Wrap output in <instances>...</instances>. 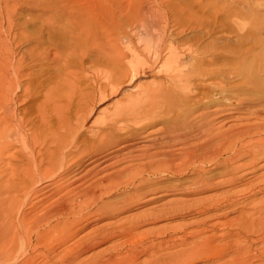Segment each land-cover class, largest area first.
Returning <instances> with one entry per match:
<instances>
[{
	"label": "rangeland",
	"instance_id": "rangeland-1",
	"mask_svg": "<svg viewBox=\"0 0 264 264\" xmlns=\"http://www.w3.org/2000/svg\"><path fill=\"white\" fill-rule=\"evenodd\" d=\"M63 1L64 0L57 1L58 4H61V6L63 5L64 11L61 13L64 16L73 15L72 13L74 12L70 11V9L74 11L72 8L73 6H67L65 5V1ZM52 2H54V0H0V39H6L8 21L13 19L11 20L13 22L12 32L14 33L16 31L15 33L19 37L22 35L25 37V40L20 43L21 45L18 44L19 47L15 46V51L17 50L16 53L21 49L25 51L26 48L30 47V44L32 47L34 44L33 39L40 37L42 40V35H45L44 32L47 30L42 28V25H40L41 22L38 20H42L40 16H44L45 18L46 15L52 14L51 10H43L44 4L49 5ZM128 3L129 6H127L122 13L113 9L110 12V16L107 17L108 19L101 18L102 20L99 19L100 21L96 25V32L99 33L101 38L104 40L111 39L110 44L114 47V54L121 58V66L113 67L109 65L108 68L102 67V69L99 68L95 74L81 73L78 71L77 76L82 75L83 77H78L77 86H80L78 87L80 90L79 93L85 96L83 98V96L78 95L80 98L84 99L83 105L80 106L90 107L92 108V112L89 114L87 119L88 122L79 128L77 137L78 142L76 141L77 145L80 149L81 147L83 148V146L85 147L86 143L84 144V142H86V139L89 141L90 139H94L91 138L89 133L91 128L97 127L106 116L114 112H123L129 105V102L132 103L135 98L139 97L141 108H139L140 111L137 109L139 112L137 113L136 111L137 115H148V117H146V124L144 123L145 125H143V127L134 126L132 124L130 125L131 127L129 126L130 131L139 134V138L137 137L135 140L140 142L138 143L140 145L133 147V149L117 152L114 159L110 161L112 162L110 167L103 166L105 165L104 163H110L109 161L95 165L96 167L91 171L92 174L90 173L86 179L84 178L83 181L81 180L84 186L89 182V184H92V177L93 180H95L94 178H99V176H109L111 173L121 170L122 167L124 168L131 164L137 165L146 162L147 159L135 160L133 156L141 152L143 148L147 149L149 147V150L154 151L155 147L157 150V142L165 141L171 135L167 127L178 131L185 126L183 122L189 119L193 120V118L199 115L203 116L207 113L206 117L212 119L208 136L217 133V131L220 132L233 129L242 124H257L258 122H264V112H254V114L251 115L248 114L250 113L249 110H255L253 105H251L252 102L256 100L264 101V0H128ZM130 7L133 8L132 10H137L138 13H147V21L145 20L144 26L139 27V19L131 14L132 10ZM149 10L153 11L154 14L151 15L148 12ZM8 17H10V19ZM155 18L157 19V24L154 22ZM38 22L40 23V29H38L39 27L37 26ZM14 23H17L16 26ZM34 24H36L38 28H36ZM33 31L39 32V34H35L36 38H34L35 36L33 35L31 38V34H34ZM40 31L42 33H40ZM27 41L31 43L27 45ZM131 53L138 54L143 60H141V64L137 69V74L130 80L126 63L131 57ZM169 55L171 61H173L169 69L158 71V66H160L161 61L165 60L164 58ZM35 71L37 70L35 69ZM43 74L44 76L47 75L45 69L42 71V75ZM83 74L86 77H84ZM165 92L167 94H165ZM80 101H82V99ZM239 103H242L241 106L251 105L252 107H250L251 109L249 108L248 112L245 114L241 110H236L235 113H226L225 110L227 108L230 106H239ZM75 106L76 100L72 109H74ZM132 113L128 111V116H125L127 118L132 117ZM158 113L162 117H159V115H157ZM32 118L36 124H39L38 116L33 115ZM51 120L54 119L51 118ZM179 126L181 127L178 129ZM109 131L110 130L100 133V137H95V142L97 140L99 141V138H101L102 142L109 143L126 135L123 132H115V130L113 132L111 131V134H109ZM104 133L106 136L103 135ZM115 133L118 134L116 135ZM251 135H253V133L249 134V136ZM255 136L253 137L255 138ZM192 140L190 139L191 143H199L203 138L195 137ZM7 141L11 142V138ZM121 144L123 143L115 144L107 150L114 147L117 148ZM176 144L170 149L173 148L178 150L179 143ZM10 149H12V147ZM136 149L141 151H137ZM158 150L161 151L163 149L160 148ZM225 155L227 154H223L221 158L223 159ZM81 158L82 157L79 155V159ZM82 159L83 165L81 167H71L70 176L76 174V172V175L83 174L87 169L86 167H90L85 166L90 158L85 156ZM247 160L249 161L246 162ZM251 160L252 158L244 157L238 163L245 167ZM263 163L264 158L256 162L253 167H250V170H252L250 174L245 176L240 175V179L237 178L240 171L233 175H229V172H225L226 175L224 173L220 176L221 174L219 175L217 172L225 170L226 168L224 167L226 166L219 160L208 162L206 163L207 165H197L195 168L189 166L185 168L186 171L183 169L180 171L181 173L177 174H172V172H161L157 173V175H146L144 177L146 178V182L141 185L142 188L140 187V189L138 188L139 190L137 189L135 191L133 188H124L122 186L124 184L123 180L126 181L131 177H129V174H124L118 180L121 185H117L118 183L114 184L116 188L113 185L115 190L113 187L112 189H108L109 192L104 194L99 200L96 202V199L93 201L91 200L84 206L83 211L78 215H73L74 219L71 216L72 219L69 217L66 219L67 221L61 218L47 220V214L51 212V209L55 206H52L51 203H55L57 200L56 197H58L57 195L49 198L47 197L48 199L46 200H43L45 199L44 197L43 199L40 198L43 196L42 194L39 196H32L30 194L14 195L11 194V183L7 182L8 184H5L0 178V216L7 219H5V221L0 217V236L4 235L7 230L13 231H7V233L11 232L13 236V245L11 247L13 249V263L12 260L8 261H10L11 264H30V262L32 264H98L110 256V253L107 251L108 249L110 250L112 247L117 246L116 248L118 249L116 252L120 254L124 253V250L134 247V249H136V256L138 257L137 262L139 264L147 260V258H150L148 254L151 252H154L155 257H157V264L160 262L163 264L167 260L165 264L168 262H170L169 264H217V259L213 257V252L209 253V251L213 250L215 246H220L229 240H234V236H229V239L228 237L224 238V240L226 239L225 241L223 239L220 241L219 239L213 240L210 244L206 242L207 240L204 241V237H206V235L208 236L209 232L196 234L193 233V231L199 230L201 227L198 224L207 217L209 218L211 214L213 216H219V218H212V220L208 222L209 224H212L214 220H222L225 215V217L237 215L236 211L242 206L240 204H244V206L248 207L251 205V201L256 204V202L258 203L263 200L264 190L252 194V188L257 189L258 186L263 185L261 182L264 183V177H259V175L264 172ZM200 166L201 171L199 169ZM73 170L75 173H73ZM1 172L0 166V174ZM227 176L228 178L231 176L230 178L234 179L233 185L216 186V183L220 182L219 179L224 180ZM126 177H128V179ZM69 180L66 182L65 179L60 181L52 180L53 182L45 181L42 182V184L41 182L36 183L37 185L35 184L34 187L37 188L38 186V189L39 187L41 189L44 186L43 183H45V185L50 183V185L47 186L49 191L50 188H54L50 187L53 186L54 183L57 182L58 184L59 182V184L61 183L60 185H68L66 183H68ZM196 181L199 182L197 183ZM89 184L87 186H89ZM71 186H73V184H69L68 189H70ZM247 186L252 187L250 189ZM47 189H41V192L46 190V192H43L45 195H48ZM244 189L247 190L245 191ZM241 190L243 192H241ZM138 191L141 192V194L143 193V197L140 199L135 198L131 194L132 192L138 196L141 195ZM7 193L11 195H7ZM227 193L232 194L235 198H239L237 205L228 208L223 207L218 211L207 213H202L199 210L202 206H206L207 203L209 204L214 199L219 198V195L221 196ZM242 193H244V195H242ZM129 194H131L130 197ZM10 196H14V198ZM126 196H128V198H126ZM68 197L69 196H66V198ZM66 198L64 197V199ZM142 199L147 200L148 203L142 202ZM13 201L16 205L13 204ZM40 201L42 203H40ZM121 201H124V203ZM98 202H100V204ZM11 203L14 207L19 205L16 211H13V205L11 206ZM33 203L35 205H33ZM114 203L117 204L114 205ZM102 204L103 206H101ZM109 205L111 207H109ZM101 207L106 208L102 209ZM7 209L8 211L10 210V213H6ZM88 213H90V215ZM5 214L8 216L6 215V217ZM222 215L223 217H221ZM75 216H78V218ZM135 219L140 221L147 219L148 221L145 223L140 222L142 225H140L138 230L143 231L144 234L141 233L137 235L136 238H132V241L130 237L126 240L125 238L118 237L117 239L109 238L101 242L94 239L90 244H83L80 248L71 247L75 239L77 240L81 236H87L88 233L90 236L95 233L92 231H96L100 228H103L104 231L110 230V228L117 229V226H121L119 224ZM42 220H44L45 223H43L44 221L41 222ZM77 222L78 224H76ZM5 223H10L11 227L13 226L12 229H8ZM51 224H53L56 229H51V233L49 232L47 234L48 236L44 235L46 238L43 236L41 241L36 242L35 237L42 231L46 232L52 227ZM218 229L216 231L220 233L223 232V230H230L231 235L235 232L233 229L224 227H218ZM73 231L75 232V236L65 241V235L69 233L72 234ZM190 232L192 234H189ZM189 235L192 237H189ZM123 239L125 241H123ZM194 242L197 243L195 244ZM193 243L194 245H192ZM212 243H214L213 247ZM215 243L217 245H215ZM133 244H136V246ZM152 244L154 247L145 251L142 250L144 246ZM259 244L260 243L253 244L249 255L246 257L249 260V264L264 262V259L260 261L257 260L261 257L259 253ZM85 245H91V247L88 246L89 248H86ZM141 245L143 247H141ZM195 245L197 246L195 247ZM7 246H9V244ZM69 246L71 247V252L70 249H67ZM77 249L79 252H77ZM82 249L85 252L83 251L81 253ZM139 249H141V251ZM64 250L66 252H64ZM73 251H75V254ZM176 251L179 253L177 252L178 254H174L173 256L172 253ZM184 251L187 253H184ZM105 252L106 254H104ZM170 254V258H175L170 259ZM179 254H184L182 255L183 259L178 258L180 260L176 263L174 260L176 259V255H178L177 257L181 256ZM187 254H193L194 256L187 258ZM236 254L238 253L227 252L225 254L226 256L224 255L220 261H226L227 257V261H231L233 257V259H235L236 256H238ZM97 255H99V257H96ZM163 257H165V259ZM167 257L169 259H167ZM114 258L112 262L108 261V264H131L130 261H132V258L129 257H124V259L121 257ZM0 259H2L0 260V264L9 263L7 260H3L1 255ZM248 260L246 264H248Z\"/></svg>",
	"mask_w": 264,
	"mask_h": 264
},
{
	"label": "bare ground",
	"instance_id": "bare-ground-1",
	"mask_svg": "<svg viewBox=\"0 0 264 264\" xmlns=\"http://www.w3.org/2000/svg\"><path fill=\"white\" fill-rule=\"evenodd\" d=\"M57 1L58 0H54V2H52L49 5L44 4L43 10L45 11L51 10L52 14L46 15L45 13L46 15L45 18L44 16L43 17L40 16L42 20L41 21L38 20V21L41 22V24L39 22L37 23V26L39 28L36 26V24H34V26H36V28L38 29H40V26H39L40 24L42 25V28L47 30L46 32H44L45 35H42L44 40L42 37H41L42 40L40 39V37L36 38L35 34L36 33L39 34V32L33 31L34 34H31V38L33 35L35 36L34 38L36 39H33L34 41L32 40L34 42L32 47L30 44L31 42L27 41V45L30 44V47L26 48L25 51H22V49L21 50L18 49L19 54L16 53L17 50L15 51V46H18V44L23 42L25 40V37H23V35L19 37L15 33L16 31L14 33L12 32L13 22L11 20L13 19L8 21V24L6 27L7 28L6 29L7 30L6 39L5 40L0 39V163H1L0 166H1V171H2L0 174V178L3 182H5V184H8L7 182L11 183L12 185L11 194H14V195H17V194L29 195L30 194L32 196L33 195L39 196L42 194L43 196L40 198L43 199L44 197L45 199L43 200H46L49 197L57 195L58 197H56L57 200L55 201V203L54 204L51 203L52 206L53 205L55 206H53V209H51V212L47 214V220H55L58 218L66 220L71 216L73 217V215H78L81 211H83L84 206H86L91 200L93 201L96 199L95 202L99 200V198H101L104 194L109 192L108 189L110 188L112 189L114 184L118 183L117 185L119 184L121 185V183L118 182V180L124 174H129V177L130 176L131 177L130 179L126 177L128 180L126 181L123 180L124 184L122 186L124 188H129V187L133 188V190L135 191L138 188L140 189V187L142 188L141 185L144 182H146V178H144L146 175H151V174L157 175V173H161V172H165V173L172 172V174L173 173L177 174V173H181L180 172L181 170L183 169L185 170V168L189 166L195 168L197 167V165H204L208 162L216 161V160L221 161V163L226 166L224 167L226 168L225 170L221 172H217L219 173V175L221 174L220 176H222L225 172H229V175H233L240 171L237 176V178L240 179L241 178L239 177L240 175L245 176L247 174H250L252 172V170H250L251 169L250 167H253L256 162L264 158V122L262 123L258 122L257 124H251V123L242 124L233 129H229L226 131H220V132L217 131V133L211 134L210 136H208V134L210 133L208 131H210L211 129L212 119H209V117H206L207 115L206 113V115H203V116L199 115L198 117L193 118V120L192 119L191 120L189 119L187 121L184 120L185 122L183 123H185V126L183 125L184 127L181 129H179L181 127L179 126L178 131L176 129H169L167 127V129L169 130L168 132L171 133V135L168 133L170 135L168 139L162 142H157V150L154 147V151H152V150H149V147H148L147 149L143 148V150L141 151L139 150L140 148L138 147L139 148L138 150L141 152L135 154L133 156L134 159L135 160L147 159L146 162L139 163L137 165L131 164L124 168L122 167L121 170L115 173H111L109 176H99V178L96 176L97 178H94L95 180H93V177L91 176L92 184H89L90 183L89 182L88 183L89 186H87L88 184L84 186L83 183H81V180L83 181L84 178L86 179V177L96 167L95 165L103 163V162H108V161L110 162L112 161V159H114L117 152L126 150V149L128 150L133 149V147L140 145L138 144L140 142L135 140L137 139L139 134L134 133V131H130L129 126L132 124L134 126L143 127V125L146 124L145 120H146V117H148V115L147 116L137 115V113H139L138 110L140 108V101H139V97L135 98L132 103L129 102V105L125 108L123 112H114L106 116L107 118L105 117V119L102 120L97 127L91 128L89 133H90L91 138H94V139H90V141L86 139V142H84V144L86 143L85 147L83 146V148L81 147V149L78 147L77 137L79 134V128L88 122L87 119L89 117V114L92 112V108L86 107V106L84 107L80 106V105H83V100H84L83 98L85 96L79 93L80 90L78 89V87L80 86H77L78 79H79L78 77L82 76V75L77 76L78 71L81 73L84 72V73L95 74V72L99 68L102 69V67L108 68L109 65H112L113 67L121 66V63H122L121 58H119V56L114 54V47L110 44L111 39L104 40L103 38H101V36H99V33L96 32L97 30L96 25L99 23L100 20H102L101 18L109 17L110 12L113 9L117 10L119 13H122L125 10V8L129 6L128 5L129 3H128V0H64L66 3L65 5L71 6V7L73 6L72 8L74 9V11L70 9V11L74 12V13L71 12L73 15L64 16L61 13L62 11H64L63 5L61 6V4H58ZM132 9L133 8H131V10ZM148 12L151 15L154 14V12L151 10H149ZM131 14H133L134 17L136 16L139 19V22H138L139 27L144 26L145 20L147 21L146 12L138 13L137 10H132ZM8 18L10 19V17ZM154 22L155 24H157L156 18ZM40 33L42 32L40 31ZM20 51H21V54H20ZM164 59L165 60L161 61L160 66H158V71L169 69V67L171 66L173 62L171 61L170 55ZM141 60H143V58H140L138 54L131 53V57L126 63L127 69L129 71L130 80L137 74V69L141 64ZM35 69L37 71H35ZM44 69L46 70V73H47L46 76H44V74L42 75V71H44ZM84 77L86 76L84 75ZM165 94L167 93L165 92ZM78 95L83 96V98H80ZM79 99L80 100L82 99V101H80ZM75 100H76V106L74 109H72ZM252 103L251 105H253L255 110L254 111L249 110L250 112L248 113L249 115L254 114V112H258V113L264 112V101L256 100ZM241 104L239 106H234V107L230 106L229 108L225 110L226 113H235L236 110H241L245 114L246 112H248V109L252 107L251 105L241 106ZM33 108H34V111H33ZM128 111H131V113L133 112L132 113L133 118L126 117L128 116L127 114ZM33 115H36L39 117V124L38 123L36 124L33 121V118H32ZM157 115H159V113ZM159 117H162V116L159 115ZM51 118H53L54 120H51ZM107 130H110L109 134H111V131L113 132L115 130V132L116 131L123 132L126 135H124L121 138L115 139L114 141L109 142V143L102 142L101 138H99V141L97 140L95 142L96 140L95 137H100L99 136L100 133L106 132ZM251 133H253V135L249 136V134ZM103 135L106 136L105 133ZM253 136H255V138ZM195 137H202L203 140L200 141L199 143H191L190 139L192 140ZM9 138H11V142L7 141ZM118 143H123V144L119 145L117 148L114 147L112 149L107 150L109 147H112L115 144L117 145ZM176 143L177 144L179 143V147L177 148L178 150L173 149V148L170 149ZM11 147L12 149H10ZM160 148H162L163 150L161 151L158 150ZM223 154H227V155H225V157H223L222 159L221 157ZM79 155L82 158L85 156L90 158L88 160V163L85 165V166H90V167L89 168L86 167L87 169L85 170V173L82 174L80 172L81 174L79 175H76L77 172L76 174H73L75 173L74 171L75 169H74L73 170L74 172L72 173L73 175L70 176L71 167L74 168V166H77L79 168L83 165L82 164L83 159L82 158L79 159ZM244 157L252 158L251 162L249 164L247 163L248 165L245 167L244 165L238 163ZM248 161L249 160H247L246 162ZM104 164L105 165L103 166L110 167L112 165V162L108 164L106 163ZM262 165L264 166V163ZM262 165H259V166H262ZM199 169L201 171V166ZM230 177L228 178L227 176V178L224 180L219 179L220 182L216 183V186L233 185L234 179H231ZM259 177H264V172L261 173ZM63 179H65V182L70 179L69 182L66 183L68 185H60L61 183L59 184L58 182L57 184L56 182L53 184V186H50L54 188L52 189L50 188L49 191H48L49 188L47 189V186L50 185V183L46 185L45 183H43L44 186L41 189L46 188L49 193L48 195H45L44 193L46 192V190L45 191L43 190L44 192L43 191L41 192L40 187L39 189H38V186L37 188L34 187L36 183L41 182L42 184V182H45V181H49V182L52 180L60 181ZM204 183H207V182H204ZM69 184H73V186H71L70 189H68ZM261 184L263 185L258 186L257 189L252 188L253 190L252 194L261 192L264 190V183L261 182ZM247 187L251 189L252 186L250 187L247 186ZM241 192L243 191L241 190ZM8 194L9 193H7V195ZM131 194L137 199H140L143 197V193L141 194V192H139V194H141L139 196L132 192ZM131 194H129V197ZM232 194L227 193L221 196L219 195V198L215 197L216 199L211 201V203L209 204L207 203L206 206H202V207L200 206L201 209L199 210L202 213H207L211 211H218L223 207L228 208L230 206L232 207L234 205H237L238 204L237 202H239L238 200L239 198H235V196L233 197ZM242 195H244V193H242ZM66 196H69V197L66 198ZM12 197L14 198V196ZM15 197H18V196H15ZM64 197L66 199H64ZM126 198H128V196H126ZM121 202L124 203V201H121ZM142 202L148 203L147 200H143ZM40 203L42 202L40 201ZM98 203L100 204V202ZM258 203L256 202V204H254L251 201V205L248 207L244 206V204H240L242 205L240 206L241 208L238 211L235 210L237 212V215H234L233 217L231 216L225 217L226 216L225 215L223 217L224 215L223 214L221 216L223 217L222 220H214L212 224H209L208 222L211 221L212 218L214 219L219 218V216L217 217L211 214L209 218L207 217L206 219L202 220L201 223L198 224L201 227L199 230L194 229L195 231H193V233H196V234H200L202 232H209V235L208 236L206 235V237H204V241L207 240L206 242H209L210 244L213 240L219 239L220 241L222 239L224 240V238L226 237H228L229 239V236H234V240L232 241L229 240L225 242L224 244L218 243L222 245L215 246L213 250L209 251V253L213 252L212 254L214 255L213 257L217 259V264H246V261L248 260V258L246 257L249 255L251 251V247L255 243H260L259 244L260 248L258 247L260 251L259 250L258 251L261 254V257L257 260L260 261L264 259V199L259 201ZM13 204H15L14 201H13ZM13 204L11 203V206ZM116 204L114 203V205ZM33 205L35 204L33 203ZM101 206H103V204ZM17 207H14L13 205V211L14 210L16 211ZM109 207L111 206L109 205ZM105 208H102V209H105ZM8 209L6 210V213H10L9 212L10 210L8 211ZM88 214L90 215V213ZM6 215L7 214H5V216ZM75 217L78 218V216H75ZM2 218L3 217H1V219ZM3 219L5 220L6 218L4 217ZM43 221L44 220H42L41 222ZM146 221L148 220L143 219V221H140V220L135 219V220H129L127 222L125 221L126 223L119 224L121 226L120 227L117 226V229L110 228V230H107V231H104L103 228L102 229L100 228L96 231H92V232H95L92 235L89 236V233H88V235L86 234L87 236H84V237L81 236L79 237V239L77 240L75 239V242H73L74 243L73 245L71 243L70 244H71V247L73 248L75 247L80 248L81 246H83V244H90L91 241L94 239L101 242L109 238L117 239V237L125 238V240L130 237L132 241V238H136L137 235H140L141 233L144 234L143 231H139L138 229L140 225H142L140 224V222L145 223ZM43 223H45V221ZM53 224L55 225L54 222ZM53 224H51L52 227H50L46 232L45 231L40 232L35 237V241L36 242L41 241L44 235L48 236L47 234L51 231V229H56L55 227L56 225L53 226ZM76 224H78V222ZM7 227L8 229L10 228L12 229L13 226L11 227L9 223L7 224ZM218 227L233 229L235 232H233L232 235L230 234L231 233L230 230L228 231L223 230V232L220 233L216 231ZM7 231L9 232L11 230H7ZM7 231L5 233L3 232L4 235L0 236V255L2 256L3 260L11 261L13 257V249L11 248L13 245V236L11 235V232L13 231H11L10 233H7ZM59 233L57 234L60 235ZM74 234L75 232L73 231L72 234L69 233L68 235H65V241L72 239L73 236H75ZM189 234H192V233L190 232ZM190 236L191 235H189V237ZM125 240L123 239V241ZM197 242H194V243L196 244ZM194 243L192 245H194ZM8 244L9 246H7ZM212 244H213L212 245L213 247L214 243ZM133 245L136 246V244H133ZM215 245L217 244L215 243ZM88 246L85 245L86 248L91 247V245L89 247ZM196 246L197 245H195V247ZM71 247L69 246L67 247V249L69 250ZM116 247L117 246H114L112 247V249L110 250L108 249L107 251L110 253V256L102 260L101 263H98V264H108V261L112 262V260L115 259L114 257H121L123 259L124 257H129V258H132V261H130L131 264H139L137 262L138 257L136 256V253H135L136 249H134V247L124 250L125 252L122 254L116 252V250L118 249ZM141 247L143 246L141 245ZM152 247H154L153 244L149 246H144L142 250L145 251ZM139 250L141 251V249ZM83 251L84 250L82 249L81 253ZM178 251L172 253L173 256L174 254H178L179 253ZM64 252L66 251L64 250ZM70 252H71V249H70ZM77 252H79V250ZM227 252L228 253L229 252L238 253L236 254L238 256H236L235 259H233L234 257L233 258L231 257L232 258L231 261H227L228 257L226 258L227 259L226 261L224 262L220 261V259ZM73 253L75 254V251H73ZM184 253H187V252L184 251ZM104 254H106V252ZM193 254H187V258L194 256ZM182 255L180 257H177L178 255H176V259L174 260V262L176 261L177 263L178 260L183 259ZM148 256L150 258H147V260H144L140 264H157V257H155L154 252L149 253ZM96 257H99V255H97ZM170 257H171V254L169 255V258ZM163 258L165 259V257ZM169 258L167 257V259ZM174 258L175 257H172L170 259H174ZM253 258H256V257H253ZM251 259H250V262H251ZM10 261H8L9 262L8 264H11ZM165 262L163 264H165ZM12 263H13V260H12ZM160 263L162 264V262ZM169 263L170 262H168L167 264ZM30 264L32 263L30 262ZM248 264H249V260H248ZM258 264H264V262L258 263Z\"/></svg>",
	"mask_w": 264,
	"mask_h": 264
}]
</instances>
